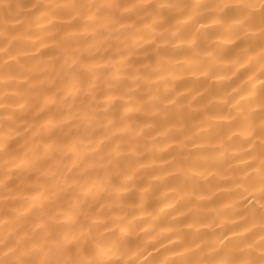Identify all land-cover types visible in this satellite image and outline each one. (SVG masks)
I'll return each mask as SVG.
<instances>
[{
	"label": "clouds",
	"instance_id": "clouds-1",
	"mask_svg": "<svg viewBox=\"0 0 264 264\" xmlns=\"http://www.w3.org/2000/svg\"><path fill=\"white\" fill-rule=\"evenodd\" d=\"M0 264H264V0H0Z\"/></svg>",
	"mask_w": 264,
	"mask_h": 264
}]
</instances>
